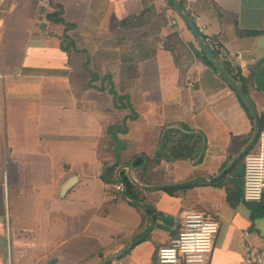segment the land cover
<instances>
[{
	"label": "crops",
	"instance_id": "crops-1",
	"mask_svg": "<svg viewBox=\"0 0 264 264\" xmlns=\"http://www.w3.org/2000/svg\"><path fill=\"white\" fill-rule=\"evenodd\" d=\"M178 4L183 12L154 0H0V264H157L191 209L221 220L210 264H245L250 246L264 250L262 201L227 200L233 178L243 180L234 175L243 158L223 186L206 180L170 193L135 184L156 219L113 258L147 218L119 182L103 178L106 167L116 176L131 163L152 185L212 177L254 133V117L199 55L183 13L241 71L264 114V0ZM135 39L142 54L130 71L121 41Z\"/></svg>",
	"mask_w": 264,
	"mask_h": 264
},
{
	"label": "built area",
	"instance_id": "built-area-1",
	"mask_svg": "<svg viewBox=\"0 0 264 264\" xmlns=\"http://www.w3.org/2000/svg\"><path fill=\"white\" fill-rule=\"evenodd\" d=\"M173 3L198 0H154ZM48 2V0H42ZM172 19V24H176ZM205 35L204 43H214L212 37L205 34V27H197ZM203 39V38H202ZM258 150L248 152L243 159V197L246 201L260 202L264 197V130L259 133ZM221 220L217 214L191 209L184 213L178 232L168 246L159 248L157 264H210ZM245 264H264V250L250 246L244 257Z\"/></svg>",
	"mask_w": 264,
	"mask_h": 264
},
{
	"label": "water",
	"instance_id": "water-1",
	"mask_svg": "<svg viewBox=\"0 0 264 264\" xmlns=\"http://www.w3.org/2000/svg\"><path fill=\"white\" fill-rule=\"evenodd\" d=\"M174 6L180 11L183 12L182 9L180 8L179 4L175 1H173ZM185 15V17L189 20V22L191 23L193 29L195 30V32L197 33L199 40L201 42V44L203 46H205L208 57L210 58V60L212 61V63L215 65V67L219 70V72L224 76V78L229 82V84L237 91V93L247 102V104L249 105L250 109L252 110L253 113V117H254V133L253 136L251 138V140L249 141V143L244 147V149L233 159V161L229 164L228 167H226L223 171H221L219 174H217L216 176H212V177H206V176H196L194 178H191L189 180H185V181H181V182H175V183H167V184H156V185H152V184H146L141 182L140 180L136 179L133 174H132V164L128 163V164H122L121 166H119V168L116 171V177L118 182L120 183L121 187H122V196L130 201L131 203L135 204L136 206H138L143 214L145 215V217L147 218L146 223L144 224V226L142 227L141 230H139L131 239L130 241L127 243L126 247L124 248V250L122 252H120L118 255L113 256V258H117L122 256L123 254H125L130 245L132 244V242L139 237L141 234H143L145 231H147L152 222H153V217L152 215L149 213L146 205L139 199H130L128 197L127 194V187H126V182L125 180L121 177L120 172L123 169H128V173H129V178L130 180L136 184L137 186L141 187V188H145V189H167V188H175V187H183V186H190L192 184H196L199 182H203L206 180L209 181H215L216 179L222 177L223 175L226 174V172H228L239 160H242L244 158V155L248 152L250 146L258 139L259 137V132H260V118H259V114L257 112V109L252 101V99L249 97V95L243 91L239 85L234 81V79L226 72V70L224 69V67L221 65V63L215 58V56L213 55V53L209 50V48L206 47L203 39L201 38V36L199 35L198 29L196 27L195 22L193 21V19L187 15L186 13H183ZM244 173V165L241 164L239 166V168L234 172L235 176H242ZM262 204L264 206V197L262 200ZM110 259H107L103 264H105L106 262H108Z\"/></svg>",
	"mask_w": 264,
	"mask_h": 264
},
{
	"label": "trees",
	"instance_id": "trees-1",
	"mask_svg": "<svg viewBox=\"0 0 264 264\" xmlns=\"http://www.w3.org/2000/svg\"><path fill=\"white\" fill-rule=\"evenodd\" d=\"M55 13H56V14H54L55 21L63 22V18L60 17V13L61 12H59V14H58V12H55ZM199 35L201 36V38H203V40L205 39V35H203L202 33H199ZM212 40H213V38H212ZM68 41L69 40H67L66 37H63L61 39V45L66 50L69 49L70 42H68ZM213 42H214V40H213ZM205 45L213 53L215 58L221 63V65L224 67L226 72L239 85V87L249 95V88H248V86L246 84V80H245L244 76L242 75L241 71L239 69L235 68L227 59L223 58L221 56L220 49L216 48L213 43H206L205 42ZM70 46H71V44H70ZM199 55L212 68H214L215 70H218L215 67V65L212 63L210 58L208 57V54H207L205 46L202 47V51L199 53ZM96 78L97 77L95 76V74H93L92 75V79L95 80ZM105 79H107L108 82H109V85H111L110 91L115 95L117 100L122 101L124 96L118 95L117 92L114 90V87H113L114 83H113V81L111 79V75H105L104 76V80ZM238 97H239L241 103L243 104V106L245 108H247V110L251 113V116L253 118L252 111H251L249 105L247 104V102L239 94H238ZM259 118H260V132H261L262 130H264V114L259 115ZM142 162H143V159L141 158V156H139V157L135 156L134 164L136 166L141 165ZM114 170L115 169L113 167H109V166L106 167L105 168V172L103 174V178L105 180H107V181H112V182L114 181V182L117 183L118 181L116 179ZM121 177L126 182L128 197L132 198V199H138V198H136L135 194L133 193V189L135 188V184L130 180V178L128 177V175L124 171L121 172ZM224 179H225V176H223L220 179L212 182V184H214L216 186H223L224 185ZM233 183H234L235 186L227 188V200H228V202L230 203L231 206L235 207L237 204H239L240 202L244 201L243 200V180H242L241 177H234L233 178ZM175 189L176 188H169V189H167V191L170 192V193H174ZM147 209H148L149 213L153 216V218L156 219V215L154 214L152 209H150L148 207H147ZM261 214H264V208H261V211L259 212V215H261ZM146 237H147V232H145L136 241H138L139 239H144Z\"/></svg>",
	"mask_w": 264,
	"mask_h": 264
},
{
	"label": "rangeland",
	"instance_id": "rangeland-1",
	"mask_svg": "<svg viewBox=\"0 0 264 264\" xmlns=\"http://www.w3.org/2000/svg\"><path fill=\"white\" fill-rule=\"evenodd\" d=\"M141 31V30H140ZM135 33H138V35H136L135 37H136V39L138 38V37H144L145 38V36H144V34L141 32H137V29L135 30ZM127 38V37H126ZM125 38V39H126ZM135 39V41H127V40H123V41H121V48H123V54L124 55H126V57H125V60H122L123 62H125L124 64H125V66H128V64H129V66H130V71H132V69L134 68V65H135V63H134V61L136 62L137 60V57H139L141 54H142V52H140V49H141V47H142V43L140 44V43H136L138 40H136ZM140 42H142V41H140ZM147 44H149L150 46H151V43H147ZM146 45V44H145ZM153 45V44H152ZM149 46V47H150ZM133 51H135L133 54L134 55H132V52ZM130 54V55H129ZM128 56L130 57L131 56V58L132 57H134L135 59H129V60H127L126 58H128ZM128 62V63H127ZM127 64V65H126ZM127 68H125V70H126Z\"/></svg>",
	"mask_w": 264,
	"mask_h": 264
}]
</instances>
